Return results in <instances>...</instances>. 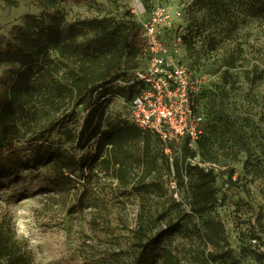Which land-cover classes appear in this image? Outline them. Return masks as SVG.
Wrapping results in <instances>:
<instances>
[{
    "label": "rangeland",
    "instance_id": "374dc122",
    "mask_svg": "<svg viewBox=\"0 0 264 264\" xmlns=\"http://www.w3.org/2000/svg\"><path fill=\"white\" fill-rule=\"evenodd\" d=\"M133 1H58L47 7L31 0H19L18 7L0 1V38L27 15H54L61 23L75 25L79 42L86 43L101 27L122 30L132 18ZM141 1L147 16L133 20L147 22L154 10L166 8L173 20L170 28L164 26L163 39L168 44L170 33L182 37L178 61L200 82L196 103L205 114L207 150L216 164L218 203L213 215L225 226L231 259L236 264H264V0ZM191 19L198 21L193 27ZM51 55L63 61L58 53ZM231 57L237 63L229 69L225 63ZM3 70L0 67V76ZM64 73L59 78L66 81ZM127 113L122 101L109 99L97 123L83 107H70L61 117L69 138L60 133L55 138L61 137L64 148L79 158L90 159L85 174L77 175V190L57 194L36 171L3 167L0 219L5 217L17 239L28 240L31 264H115L117 255L129 263L138 233L155 234L168 222H182L183 213L191 214L189 189H173L164 166L145 180L129 173V185H123L91 163L107 121ZM22 146L16 141V149ZM176 152L179 156L181 149ZM17 169L18 178H13L10 172ZM74 202L77 211L71 209ZM183 225L164 246L182 264H204L205 254L215 248L201 238V221L193 217Z\"/></svg>",
    "mask_w": 264,
    "mask_h": 264
},
{
    "label": "trees",
    "instance_id": "16d2710c",
    "mask_svg": "<svg viewBox=\"0 0 264 264\" xmlns=\"http://www.w3.org/2000/svg\"><path fill=\"white\" fill-rule=\"evenodd\" d=\"M0 1L9 7L19 5V0ZM31 1L39 7H47L58 1L80 3L84 0ZM133 17L134 14L122 30L101 27L94 38L81 43L75 25L61 23L54 15H27L7 37L0 38V67L4 69L0 76V174H4L5 166H21L23 170L36 171L52 192L65 194L77 190V175L85 174L90 159L79 158L65 149L64 140L56 139L55 135L68 136L61 117L70 107H83L89 111L91 122L97 123L109 99L119 96L130 103L138 93L141 83L134 79L137 71L147 65L149 56L142 24L135 22ZM197 22L191 19V26ZM165 33L169 35V31ZM51 51L58 53L63 61L54 60ZM64 61L73 66L69 67ZM236 63L231 57L225 66L232 69ZM63 71L66 81L59 78ZM118 82L123 85L115 86ZM194 99L196 111L203 113L196 96ZM16 141H21L23 146L16 149ZM209 142L205 132L199 142L200 156L203 161L213 163L215 159L207 150ZM180 149V155L174 156L172 164L174 179L177 187L189 189L191 214L183 213L182 222H168L155 234L138 233L129 263L117 255L115 264H182L164 242L181 233L183 221L193 217L202 223L203 241L215 248L205 254L204 264H236L228 250L225 226L213 215L218 203L217 175L213 169L206 170L188 161L195 153L186 142ZM91 163L97 164L99 173L123 185H129V173L145 180L159 170V165L170 174L172 171L161 139L125 118L107 121ZM10 174L18 178L19 170ZM73 208L77 211L76 202ZM31 263L28 240L17 239L10 223L2 217L0 264Z\"/></svg>",
    "mask_w": 264,
    "mask_h": 264
},
{
    "label": "built area",
    "instance_id": "2783aa9c",
    "mask_svg": "<svg viewBox=\"0 0 264 264\" xmlns=\"http://www.w3.org/2000/svg\"><path fill=\"white\" fill-rule=\"evenodd\" d=\"M132 12L140 19L147 16L141 0L133 1ZM179 16L180 13L176 14V18ZM172 20L167 9L159 7L150 14L147 22L141 23L149 56L147 65L137 71L134 79L141 86L130 103L119 96L113 99H119L127 107L125 119L144 131L156 134L164 143L172 167L171 187L175 189L177 184L172 164L175 154L178 155L176 150L179 151L183 142L195 153L188 159L192 165L215 172L216 164L205 162L200 156L199 142L205 135V114L196 111L194 97L201 85L198 80L191 79L187 67L178 61V45L182 37L170 33L168 44L163 39L164 26L170 28ZM251 243L259 246L257 239Z\"/></svg>",
    "mask_w": 264,
    "mask_h": 264
}]
</instances>
